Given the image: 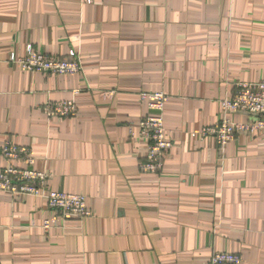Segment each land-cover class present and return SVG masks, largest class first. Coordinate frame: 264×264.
<instances>
[{"label":"crops","instance_id":"obj_1","mask_svg":"<svg viewBox=\"0 0 264 264\" xmlns=\"http://www.w3.org/2000/svg\"><path fill=\"white\" fill-rule=\"evenodd\" d=\"M27 46L74 50L82 73L22 71L10 57ZM262 80L264 0H0V144L28 146L48 189L83 194L92 214L45 234L44 203L0 193V264H264V131L222 151L200 136L236 83ZM140 92L169 97L156 173L127 133L148 113ZM64 101L75 116L41 111Z\"/></svg>","mask_w":264,"mask_h":264},{"label":"built area","instance_id":"obj_2","mask_svg":"<svg viewBox=\"0 0 264 264\" xmlns=\"http://www.w3.org/2000/svg\"><path fill=\"white\" fill-rule=\"evenodd\" d=\"M10 60L20 70L37 74L67 77L82 73L80 58L74 50L56 56L37 53L31 46H27L23 57L15 58L11 55ZM138 96L139 103L148 113L140 117L136 127L128 126L127 133L131 141H142L145 145V158L138 164L139 170L156 173L162 169L164 156L172 146L163 121L169 97L162 92H140ZM219 105V120L202 129L200 136L212 139L220 151L239 135L253 136L264 131V80L236 83L232 96L219 101ZM41 111L48 119L61 121L75 116L76 106L74 101L47 103ZM236 114H244L248 120L239 122L229 118ZM0 155L3 164L0 167V193L12 201L33 197L44 203L53 212L51 217L41 222L40 228L45 234L67 222L91 217V210L83 194L48 189L49 175L34 169L35 157L28 146L7 138L0 144ZM240 263L239 255L228 252H214L207 261V264Z\"/></svg>","mask_w":264,"mask_h":264}]
</instances>
